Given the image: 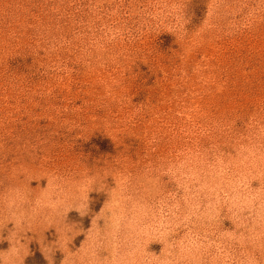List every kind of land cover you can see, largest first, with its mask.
<instances>
[{
  "label": "rangeland",
  "instance_id": "obj_1",
  "mask_svg": "<svg viewBox=\"0 0 264 264\" xmlns=\"http://www.w3.org/2000/svg\"><path fill=\"white\" fill-rule=\"evenodd\" d=\"M0 264H264V0H0Z\"/></svg>",
  "mask_w": 264,
  "mask_h": 264
}]
</instances>
